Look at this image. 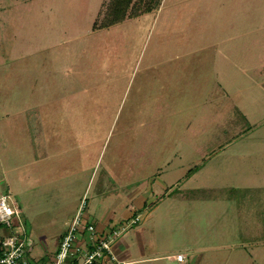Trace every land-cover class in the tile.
<instances>
[{"label": "rangeland", "instance_id": "rangeland-1", "mask_svg": "<svg viewBox=\"0 0 264 264\" xmlns=\"http://www.w3.org/2000/svg\"><path fill=\"white\" fill-rule=\"evenodd\" d=\"M108 1L0 0V243L50 264L86 196L129 261L264 264V0Z\"/></svg>", "mask_w": 264, "mask_h": 264}, {"label": "built area", "instance_id": "built-area-1", "mask_svg": "<svg viewBox=\"0 0 264 264\" xmlns=\"http://www.w3.org/2000/svg\"><path fill=\"white\" fill-rule=\"evenodd\" d=\"M87 207L88 198L85 196L71 218L57 252L52 255L53 259L50 264H107L109 262L121 264L112 247V242L120 236V232L117 230L107 233L99 232L94 225L87 223L85 221ZM13 219L17 222L19 233L27 232L17 200L11 194L2 195L0 197V223L10 226ZM138 222L137 218L135 223ZM84 233L87 234L86 240ZM27 234L29 237V231ZM27 242L26 236L24 238L13 236L2 240L0 264H37L28 257ZM177 261L182 262L183 256L178 255Z\"/></svg>", "mask_w": 264, "mask_h": 264}, {"label": "crops", "instance_id": "crops-1", "mask_svg": "<svg viewBox=\"0 0 264 264\" xmlns=\"http://www.w3.org/2000/svg\"><path fill=\"white\" fill-rule=\"evenodd\" d=\"M116 199H119V198L117 197ZM115 204H112V203L107 204L106 203V206L104 205V207L102 208V209H104V212L103 211L98 212L97 210L92 211L90 206H89V202H88V207H87L86 215H85V221L89 224L94 225L99 232H106L107 233V232L116 230V229L112 228L114 226L112 213H113V215L115 213ZM75 212L72 213V215H71L72 217L75 214ZM132 212H130L129 214L125 213L122 220L125 222L131 218H134L132 224L137 225L141 221V220H139L138 223H135V220L137 218L140 219L138 216L139 214L137 211L136 212L134 211L135 212L134 214ZM95 220H97V222H98L97 225H95V223H94ZM84 235H86V234L84 233ZM60 239L56 242L57 248L59 247V243L61 241ZM125 239L126 238H123V236L121 235V236L115 238L114 241L112 242L113 251H114L115 256L118 259V262H120L121 264H138V263L139 264H142V263H151L152 264L153 262H155V260H154L155 258L143 259V258H145L143 256L140 257L139 261H129L131 258L130 246H129V243ZM111 263L112 262L107 263V264H111ZM115 264H119V263L115 262Z\"/></svg>", "mask_w": 264, "mask_h": 264}, {"label": "trees", "instance_id": "trees-1", "mask_svg": "<svg viewBox=\"0 0 264 264\" xmlns=\"http://www.w3.org/2000/svg\"><path fill=\"white\" fill-rule=\"evenodd\" d=\"M162 0H109L104 5L105 13L101 22L95 23L94 29H107L127 18H137L160 7Z\"/></svg>", "mask_w": 264, "mask_h": 264}]
</instances>
